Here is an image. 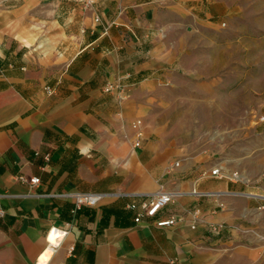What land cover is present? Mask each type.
I'll return each instance as SVG.
<instances>
[{"label":"crops","instance_id":"0c3cea01","mask_svg":"<svg viewBox=\"0 0 264 264\" xmlns=\"http://www.w3.org/2000/svg\"><path fill=\"white\" fill-rule=\"evenodd\" d=\"M196 2L101 0L91 13L72 0H0V264H264V189L211 176L223 162L181 157L147 120L204 21ZM110 83L122 99L104 92ZM160 191L178 195L157 219L194 208L201 218L137 224L133 196ZM65 193L103 197L74 213L53 196Z\"/></svg>","mask_w":264,"mask_h":264},{"label":"rangeland","instance_id":"374dc122","mask_svg":"<svg viewBox=\"0 0 264 264\" xmlns=\"http://www.w3.org/2000/svg\"><path fill=\"white\" fill-rule=\"evenodd\" d=\"M196 3L204 21L192 28L173 85L147 120L162 126L181 157L221 161L264 189V0Z\"/></svg>","mask_w":264,"mask_h":264},{"label":"built area","instance_id":"2783aa9c","mask_svg":"<svg viewBox=\"0 0 264 264\" xmlns=\"http://www.w3.org/2000/svg\"><path fill=\"white\" fill-rule=\"evenodd\" d=\"M74 3L81 6L83 11L85 12H91L96 13V9L98 4L101 2V0H72ZM96 23L100 22V18L96 15L95 16ZM45 91L47 93H51V88L46 87ZM105 93H116L120 96V98H123V87L119 83H110L104 88ZM264 120V119H263ZM142 126H143V120L138 119L133 122L132 128L136 131V141L134 142V147L139 148L143 144L144 139V133L142 132ZM211 176L219 177L222 179H229V180H235V181H247L245 178H239L236 174H229L224 170L222 166H217L214 170L210 173ZM19 181L24 183H29L33 186H37L40 184L41 180L38 177L31 178L27 180L24 176L19 177ZM176 192L171 191H160L159 193L147 196L144 199H141L140 202H138V195H135L133 197L136 198L134 202L128 205V209L131 211H134L136 213L135 222L137 224L147 221V222H154L157 227L159 228H168L173 227L179 222L185 221L189 222L191 225H194L197 223V221L201 218L202 212L200 209L194 208L189 209L185 216H171L167 219H157L158 214L164 210L168 205H170L177 197ZM191 195H195L200 198H209V197H218L220 195L210 192H202L198 191L197 189H193L191 192ZM54 197H60V198H68L71 199L74 203V213L80 211L84 207H97L101 200L102 195L96 194V193H65L61 195H53ZM262 199H264V195L261 196ZM220 208H224V204H220ZM5 217V210L0 205V219ZM224 230H226V227L224 225H214L211 228V231L219 235ZM55 234V242L57 239L60 238L59 234L55 233V229H52L50 231L49 237ZM57 249L54 248L53 251L55 252ZM75 248L71 246L69 248V252L73 253Z\"/></svg>","mask_w":264,"mask_h":264}]
</instances>
